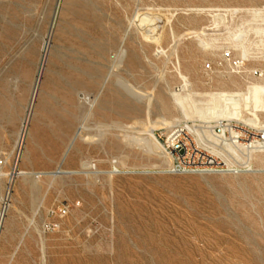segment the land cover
<instances>
[{
  "label": "rangeland",
  "instance_id": "374dc122",
  "mask_svg": "<svg viewBox=\"0 0 264 264\" xmlns=\"http://www.w3.org/2000/svg\"><path fill=\"white\" fill-rule=\"evenodd\" d=\"M255 69L264 0H0L2 172H29L11 186L0 264H264V154L252 173L172 174L142 143L163 119L213 120L196 108L264 82Z\"/></svg>",
  "mask_w": 264,
  "mask_h": 264
},
{
  "label": "built area",
  "instance_id": "2783aa9c",
  "mask_svg": "<svg viewBox=\"0 0 264 264\" xmlns=\"http://www.w3.org/2000/svg\"><path fill=\"white\" fill-rule=\"evenodd\" d=\"M222 60L233 71L241 72L245 60L230 50L222 52ZM206 68H211L207 64ZM252 76L262 77L260 69ZM161 148L170 156L166 171L172 174H247L256 171V156L264 154V124H255L241 118H217L213 120L178 121L158 136ZM7 161L0 158V213L4 216L11 186L18 176V160L4 174ZM3 175L7 177L3 185ZM66 205L51 210L52 215L64 216ZM49 223L48 227H57Z\"/></svg>",
  "mask_w": 264,
  "mask_h": 264
},
{
  "label": "bare ground",
  "instance_id": "6f19581e",
  "mask_svg": "<svg viewBox=\"0 0 264 264\" xmlns=\"http://www.w3.org/2000/svg\"><path fill=\"white\" fill-rule=\"evenodd\" d=\"M121 54H125V52ZM245 54L246 52L244 50L242 52V55H245ZM180 75L185 85L188 86L189 82H188L187 77L183 74H180ZM208 95H209L208 99L204 100V105H206V107L196 108L197 116L199 117L198 119L200 118H204V119L241 118V119H244L248 122H252L255 124L257 123L264 124L261 121L260 115L257 112V111L264 109V82L250 83L246 86L245 90H240L236 92H228V91L211 92ZM175 99L183 111L182 118L189 119L193 117L190 114H188L187 110L185 109L182 96L176 95ZM219 102H221V105ZM242 102L245 105V109L249 110V113L251 114V116H247V117L243 116V112L240 107ZM180 120L181 118H175L171 120L163 119L162 123L170 127ZM149 135H150V138H145V139L143 138L144 142L142 143H144V145L148 148H151L152 146L160 147L157 138L154 136V133L150 131ZM68 151H69V147L66 149L64 156H66ZM63 172H69V171H63ZM28 173L29 172L27 170L20 169L18 176L20 175L26 176ZM2 218L3 216L1 217V213H0V223L3 220Z\"/></svg>",
  "mask_w": 264,
  "mask_h": 264
}]
</instances>
